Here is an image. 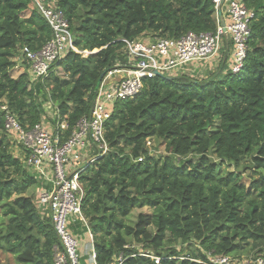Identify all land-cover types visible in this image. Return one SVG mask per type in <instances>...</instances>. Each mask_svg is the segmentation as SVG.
Listing matches in <instances>:
<instances>
[{
    "label": "trees",
    "instance_id": "obj_1",
    "mask_svg": "<svg viewBox=\"0 0 264 264\" xmlns=\"http://www.w3.org/2000/svg\"><path fill=\"white\" fill-rule=\"evenodd\" d=\"M43 1L56 3L74 44L89 53L68 52L35 83L25 61L12 77L22 49L38 50L52 30L33 0H0V101L31 127L50 100L69 124L66 135L89 114L104 75L128 66L124 40L216 28L212 0ZM243 2L254 17L238 73L222 70V61L201 79L144 77L139 94L114 104L109 150L79 175L86 224L76 223L92 235L96 264L119 256L120 264H207V251L264 260V0ZM147 139L165 154L153 155ZM12 141L0 115V264H53L59 239L37 195L27 193L36 179Z\"/></svg>",
    "mask_w": 264,
    "mask_h": 264
},
{
    "label": "built area",
    "instance_id": "obj_2",
    "mask_svg": "<svg viewBox=\"0 0 264 264\" xmlns=\"http://www.w3.org/2000/svg\"><path fill=\"white\" fill-rule=\"evenodd\" d=\"M33 1L52 30L51 38L38 50L22 49V61L28 65V75L35 83L46 78L52 65L68 52L84 56L89 52L76 47L69 23L56 3ZM212 1L216 19L214 31H190L170 39L124 40L128 66L116 65L104 75L89 114L77 121L69 135H66L68 122L60 118L58 108L50 100L43 104L42 119L31 127L23 126L7 102L0 101L3 129L16 146L22 148L24 164L36 174L35 179L40 184L36 193L37 208L41 215L51 219L59 239V245L54 246L53 264H96L93 241L84 258L80 252V240L70 230V224L78 221L85 223L81 209L84 191L79 175L109 150L105 136L106 122L114 104L139 94L144 77H153L157 73L194 75L181 70L189 62L211 61L216 62L215 67L224 61L232 73H238L243 67L254 12L245 6L243 0ZM47 107L51 109V116L46 114ZM145 145L150 152H154L151 139H147ZM140 254L159 263L160 258L148 250H141ZM211 254L208 251L205 254L207 264L234 262L231 256ZM252 259L249 260L254 264H264L261 257ZM115 261L120 264L121 256Z\"/></svg>",
    "mask_w": 264,
    "mask_h": 264
},
{
    "label": "rangeland",
    "instance_id": "obj_3",
    "mask_svg": "<svg viewBox=\"0 0 264 264\" xmlns=\"http://www.w3.org/2000/svg\"><path fill=\"white\" fill-rule=\"evenodd\" d=\"M145 37H148V35H144V38ZM215 63L216 62H211V61L189 62V63L185 64L184 66H182L181 70L185 71L186 73L187 72L195 73L192 76L196 79H201V78L207 76L208 74L212 73V71L215 70V68L217 67V66L213 67L215 65ZM22 71H23V69H21L19 66H16L15 68H13V70H11V75H12V77H17L20 73H22ZM165 74H168V73H165ZM46 111H47L46 114H48V116L52 115L50 107H47ZM48 120H49V118H48ZM155 144H156L155 146L154 145L152 146L153 150H154L153 155H157V156L164 155L165 152H164L163 145H160L159 143H155ZM11 147H12L11 150L14 154H19V151H18L19 147L16 146L14 141H12ZM228 169L232 170V167L229 166ZM38 187L39 186H37L35 189V185H33L32 187H30L28 189L27 193L34 195L35 191L37 192ZM137 212H138L137 208L133 209L131 216H130L131 217L130 219H135V214ZM150 229H151V231L154 230L153 228H150ZM172 248L179 250L181 248V245L179 243H176V245L173 246ZM208 252H210V251H208ZM211 255H214V254L212 253ZM231 257L234 259L233 264H254L253 262L250 261V260H253L252 255H249V256L241 255L240 257H234V256H231Z\"/></svg>",
    "mask_w": 264,
    "mask_h": 264
},
{
    "label": "crops",
    "instance_id": "obj_4",
    "mask_svg": "<svg viewBox=\"0 0 264 264\" xmlns=\"http://www.w3.org/2000/svg\"><path fill=\"white\" fill-rule=\"evenodd\" d=\"M19 66L21 69H23L24 71V67L22 65H17ZM223 68L222 70H226L228 69L227 64L222 65ZM19 154H17L19 157H23L24 153L22 154L21 149H18ZM34 177H36V174L34 172H32ZM38 187V189L40 188V184L38 182V180H36V184H35V189L36 187ZM37 192L35 191L34 194H36ZM74 224V223H73ZM80 223H76L72 226V228L74 229V232L77 234V237L80 240V252L82 253L83 257L86 258V251H89L90 245L92 246V235L88 230H85L82 228V226L79 225ZM115 263H117V261H115Z\"/></svg>",
    "mask_w": 264,
    "mask_h": 264
},
{
    "label": "water",
    "instance_id": "obj_5",
    "mask_svg": "<svg viewBox=\"0 0 264 264\" xmlns=\"http://www.w3.org/2000/svg\"><path fill=\"white\" fill-rule=\"evenodd\" d=\"M219 15H220V17H221V13L219 12ZM221 25L224 27V21L223 20H221ZM22 60L21 61H19V63H18V65H22ZM158 74V73H157ZM171 76H168L167 78H170ZM97 90V89H96Z\"/></svg>",
    "mask_w": 264,
    "mask_h": 264
}]
</instances>
